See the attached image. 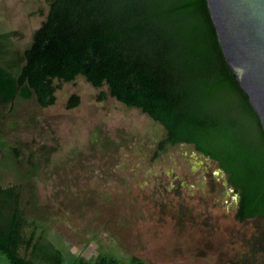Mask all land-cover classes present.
<instances>
[{"label":"rangeland","instance_id":"rangeland-1","mask_svg":"<svg viewBox=\"0 0 264 264\" xmlns=\"http://www.w3.org/2000/svg\"><path fill=\"white\" fill-rule=\"evenodd\" d=\"M48 0H0V184H13L28 235L75 256L123 264H264V218L234 219L235 195L217 164L185 143H158V122L82 77L53 80L40 106L15 88L22 50ZM70 94L78 104L66 108ZM212 111L227 137L252 141L232 99ZM223 136V135H222ZM0 264H8L0 253Z\"/></svg>","mask_w":264,"mask_h":264},{"label":"trees","instance_id":"trees-1","mask_svg":"<svg viewBox=\"0 0 264 264\" xmlns=\"http://www.w3.org/2000/svg\"><path fill=\"white\" fill-rule=\"evenodd\" d=\"M82 77L94 88L158 122L163 145L185 143L214 161L237 193L238 222L264 218V136L218 47L205 0H48L15 77L37 104L53 101V80ZM233 100L252 141L227 137L212 109ZM78 104L70 94L66 108ZM223 135V136H222ZM19 193L0 184V253L8 264H62L59 249L34 229L25 235ZM131 264H143L130 257ZM68 264H123L111 255L75 256Z\"/></svg>","mask_w":264,"mask_h":264},{"label":"water","instance_id":"water-1","mask_svg":"<svg viewBox=\"0 0 264 264\" xmlns=\"http://www.w3.org/2000/svg\"><path fill=\"white\" fill-rule=\"evenodd\" d=\"M223 60L264 136V0H205Z\"/></svg>","mask_w":264,"mask_h":264},{"label":"flooded vegetation","instance_id":"flooded-vegetation-1","mask_svg":"<svg viewBox=\"0 0 264 264\" xmlns=\"http://www.w3.org/2000/svg\"><path fill=\"white\" fill-rule=\"evenodd\" d=\"M227 183V181H226ZM228 184V183H227ZM229 185V184H228ZM230 189L232 190V192L234 193V197H235V209H236V206H237V202H238V196H237V193L233 190V188L229 185ZM235 211V210H234Z\"/></svg>","mask_w":264,"mask_h":264}]
</instances>
